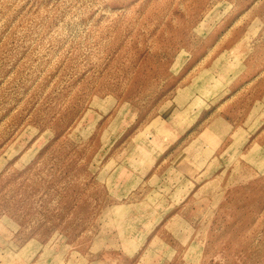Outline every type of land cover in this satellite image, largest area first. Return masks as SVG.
I'll return each instance as SVG.
<instances>
[{
    "label": "rangeland",
    "instance_id": "obj_1",
    "mask_svg": "<svg viewBox=\"0 0 264 264\" xmlns=\"http://www.w3.org/2000/svg\"><path fill=\"white\" fill-rule=\"evenodd\" d=\"M0 264H264V0H0Z\"/></svg>",
    "mask_w": 264,
    "mask_h": 264
}]
</instances>
